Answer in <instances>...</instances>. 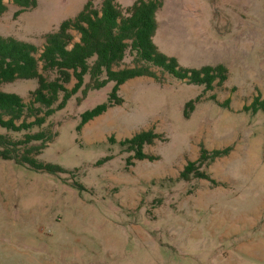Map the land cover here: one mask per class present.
Returning <instances> with one entry per match:
<instances>
[{"label": "rangeland", "instance_id": "rangeland-1", "mask_svg": "<svg viewBox=\"0 0 264 264\" xmlns=\"http://www.w3.org/2000/svg\"><path fill=\"white\" fill-rule=\"evenodd\" d=\"M4 2L0 36L40 51L87 0H36L18 14ZM156 21L160 52L187 69L223 64L227 79L206 90L153 67L158 79L126 81L123 104L80 132V114L112 83L73 95L51 115L57 134L38 156L64 171L0 159V264H264V0H164ZM36 87L17 79L0 91L27 101ZM149 128L162 135L144 148L156 158L129 163L118 141ZM201 144L232 145L208 168L218 185L178 178Z\"/></svg>", "mask_w": 264, "mask_h": 264}, {"label": "trees", "instance_id": "trees-1", "mask_svg": "<svg viewBox=\"0 0 264 264\" xmlns=\"http://www.w3.org/2000/svg\"><path fill=\"white\" fill-rule=\"evenodd\" d=\"M8 1L18 7L16 14L36 5V0ZM163 1L135 0L131 5L121 6L115 0H101L99 4L87 0L75 16L64 19L57 29L43 35L40 51L32 42L0 36V84L17 79L37 80V87L29 92L27 101L15 93L0 91V129L3 130L0 131V159L37 171H64L38 158L57 134L49 122L51 115L63 109L73 95L79 94V101L89 90H99L111 82L106 101L80 114L77 126L80 132L94 117L123 104L119 90L126 81L139 76L158 79L153 67L188 83L202 84L206 90L213 87L216 79L219 84L223 83L228 73L223 64L182 68L175 58L158 50L153 37L157 29L156 15ZM6 9L4 0H0V15ZM127 58L132 60V66H123ZM187 106L192 107L193 103ZM160 138L161 134L149 128L118 143L131 153L127 161L132 163L134 159H155L144 148ZM108 139L114 141L112 136ZM231 151L232 145L208 149L201 144L197 157L184 164L178 178L220 184L208 168Z\"/></svg>", "mask_w": 264, "mask_h": 264}]
</instances>
